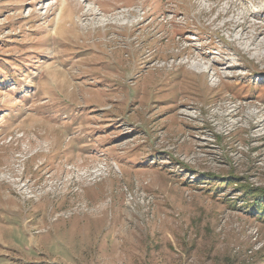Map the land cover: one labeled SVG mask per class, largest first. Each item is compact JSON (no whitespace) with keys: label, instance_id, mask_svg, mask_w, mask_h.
<instances>
[{"label":"rangeland","instance_id":"rangeland-1","mask_svg":"<svg viewBox=\"0 0 264 264\" xmlns=\"http://www.w3.org/2000/svg\"><path fill=\"white\" fill-rule=\"evenodd\" d=\"M0 264H264V0H0Z\"/></svg>","mask_w":264,"mask_h":264},{"label":"bare ground","instance_id":"bare-ground-1","mask_svg":"<svg viewBox=\"0 0 264 264\" xmlns=\"http://www.w3.org/2000/svg\"><path fill=\"white\" fill-rule=\"evenodd\" d=\"M92 10V9H91ZM195 68L197 67V68H199V70L200 71H202V66H200L198 63L197 64H195V66H194Z\"/></svg>","mask_w":264,"mask_h":264}]
</instances>
